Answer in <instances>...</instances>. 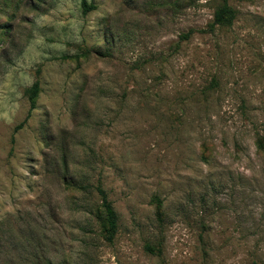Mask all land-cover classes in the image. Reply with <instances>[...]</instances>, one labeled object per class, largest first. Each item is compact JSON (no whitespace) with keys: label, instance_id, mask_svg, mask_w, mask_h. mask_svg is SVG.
I'll use <instances>...</instances> for the list:
<instances>
[{"label":"rangeland","instance_id":"374dc122","mask_svg":"<svg viewBox=\"0 0 264 264\" xmlns=\"http://www.w3.org/2000/svg\"><path fill=\"white\" fill-rule=\"evenodd\" d=\"M221 3L0 0V264H264V0Z\"/></svg>","mask_w":264,"mask_h":264},{"label":"trees","instance_id":"16d2710c","mask_svg":"<svg viewBox=\"0 0 264 264\" xmlns=\"http://www.w3.org/2000/svg\"><path fill=\"white\" fill-rule=\"evenodd\" d=\"M228 0H221V5L217 8L213 15V21L210 24V28H215L217 26H231L233 23V20L235 18V12L234 10L228 5ZM83 7L86 9H91L92 6H87L85 3H83ZM38 92V86L37 84H34L32 86V93L30 95V108L32 109L34 107V99ZM254 145L256 148V152L259 156H262L264 158V135H257L254 140ZM103 211H104V217H105V224L106 228L104 230V239L107 242H112L116 231H117V220L116 215L114 213V210L110 204V202L105 198V196H102V204H101Z\"/></svg>","mask_w":264,"mask_h":264}]
</instances>
